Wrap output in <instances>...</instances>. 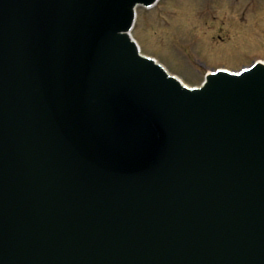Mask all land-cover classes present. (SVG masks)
Returning a JSON list of instances; mask_svg holds the SVG:
<instances>
[{
  "label": "water",
  "instance_id": "obj_1",
  "mask_svg": "<svg viewBox=\"0 0 264 264\" xmlns=\"http://www.w3.org/2000/svg\"><path fill=\"white\" fill-rule=\"evenodd\" d=\"M138 1L0 0V264H264V66L182 87Z\"/></svg>",
  "mask_w": 264,
  "mask_h": 264
},
{
  "label": "rangeland",
  "instance_id": "obj_2",
  "mask_svg": "<svg viewBox=\"0 0 264 264\" xmlns=\"http://www.w3.org/2000/svg\"><path fill=\"white\" fill-rule=\"evenodd\" d=\"M134 34L144 52L199 84L208 67L264 58V0H160L138 9Z\"/></svg>",
  "mask_w": 264,
  "mask_h": 264
}]
</instances>
